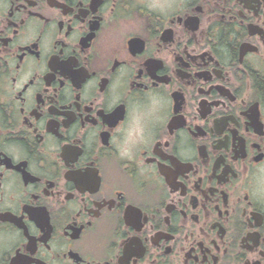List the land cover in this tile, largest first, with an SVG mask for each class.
Wrapping results in <instances>:
<instances>
[{
    "label": "flooded vegetation",
    "instance_id": "obj_1",
    "mask_svg": "<svg viewBox=\"0 0 264 264\" xmlns=\"http://www.w3.org/2000/svg\"><path fill=\"white\" fill-rule=\"evenodd\" d=\"M0 264H264V0H0Z\"/></svg>",
    "mask_w": 264,
    "mask_h": 264
}]
</instances>
